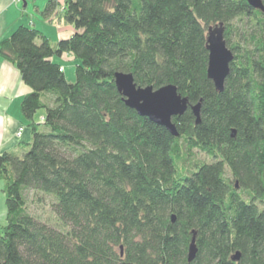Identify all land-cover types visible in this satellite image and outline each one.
Here are the masks:
<instances>
[{
  "label": "trees",
  "instance_id": "16d2710c",
  "mask_svg": "<svg viewBox=\"0 0 264 264\" xmlns=\"http://www.w3.org/2000/svg\"><path fill=\"white\" fill-rule=\"evenodd\" d=\"M59 6L68 37L19 24L0 40V57L30 88L20 111L32 134L19 153H0V264H264V9L47 0L40 13ZM220 22L233 59L219 92L205 44ZM63 54L78 61L73 81L53 60ZM115 72L187 97L172 117L177 136L125 104ZM46 199L44 218L33 206Z\"/></svg>",
  "mask_w": 264,
  "mask_h": 264
},
{
  "label": "water",
  "instance_id": "95a60500",
  "mask_svg": "<svg viewBox=\"0 0 264 264\" xmlns=\"http://www.w3.org/2000/svg\"><path fill=\"white\" fill-rule=\"evenodd\" d=\"M247 2L254 8L264 9L261 0H247ZM25 6L24 1L23 7ZM205 47L208 51L206 74L213 82L215 90L220 92L229 71V63L233 59L232 51L226 46L224 26L221 22L208 26ZM114 83L128 107L134 109L139 115L146 116L151 121L164 126L173 136L178 135L172 117L183 114L188 106V99L181 96L174 85L167 84L157 89L152 86H136L132 75L126 72H115ZM199 109L200 101L191 106L196 123L199 122ZM172 221H174V216H172ZM120 253L122 254L121 250ZM195 254L196 246L193 236L188 249V261H191ZM238 258V253L232 257L234 260Z\"/></svg>",
  "mask_w": 264,
  "mask_h": 264
},
{
  "label": "crops",
  "instance_id": "0c3cea01",
  "mask_svg": "<svg viewBox=\"0 0 264 264\" xmlns=\"http://www.w3.org/2000/svg\"><path fill=\"white\" fill-rule=\"evenodd\" d=\"M17 3L18 2L15 0H0V40L8 36L17 25L25 24L19 15ZM43 8L41 5L40 11L43 10ZM44 19L48 24L54 22L57 26V40L66 38L73 32L72 26L68 24L62 26L63 31L61 32L58 28L59 23L54 21V15L48 18L44 17ZM31 22L34 27L37 26H35V21ZM64 55L71 58L69 54ZM53 60L59 62L63 66V71L66 75V67L59 59L54 57ZM29 91L30 88L21 80L18 69L13 64L0 57V153L4 151L19 153L21 149L26 148L31 141V129L20 111L21 99ZM42 115L43 112L40 111L38 118L35 116L34 119L40 121ZM19 127H22V131L18 134ZM2 189L3 182L0 180V224L4 223L6 216L5 197Z\"/></svg>",
  "mask_w": 264,
  "mask_h": 264
},
{
  "label": "rangeland",
  "instance_id": "374dc122",
  "mask_svg": "<svg viewBox=\"0 0 264 264\" xmlns=\"http://www.w3.org/2000/svg\"><path fill=\"white\" fill-rule=\"evenodd\" d=\"M46 0H26V6L23 7L22 6V1H20L19 3H17V9L19 12V15L21 16V20L23 21V23L27 24V25H31V21H35V26L37 29H40L45 35H47L51 41H55L56 39V35H57V26L55 25V23L53 22L52 24H48L44 17L41 15L40 13V7L42 5V8L44 7ZM61 12H62V7L59 6L56 10V13L54 14V21L58 22L59 24V30L62 32L64 23L61 20ZM45 22V23H44ZM57 59H59V61L66 67V77L69 81H73L74 77H75V65L78 63L77 60H74L70 57H67L66 55H62L60 57H56ZM41 110L37 111L36 113V118H38V115L40 113ZM44 127H42V125H39V130H43ZM193 160H197V161H206L209 162L210 159L207 155H205L204 153H199L196 152L194 157H192ZM45 207H43V205H34L33 208L38 210V213L42 214L44 216V218L46 217H51V214L49 213V209H48V199L45 200Z\"/></svg>",
  "mask_w": 264,
  "mask_h": 264
},
{
  "label": "built area",
  "instance_id": "2783aa9c",
  "mask_svg": "<svg viewBox=\"0 0 264 264\" xmlns=\"http://www.w3.org/2000/svg\"><path fill=\"white\" fill-rule=\"evenodd\" d=\"M16 2H20V1H22V0H15ZM22 131V127H19V129H18V134L20 133Z\"/></svg>",
  "mask_w": 264,
  "mask_h": 264
}]
</instances>
